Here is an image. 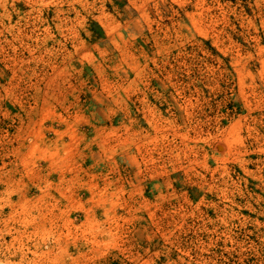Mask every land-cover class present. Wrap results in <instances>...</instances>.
Wrapping results in <instances>:
<instances>
[{
  "label": "rangeland",
  "instance_id": "1",
  "mask_svg": "<svg viewBox=\"0 0 264 264\" xmlns=\"http://www.w3.org/2000/svg\"><path fill=\"white\" fill-rule=\"evenodd\" d=\"M56 99L65 126L156 113L144 174L177 183L154 245L90 242L88 171L40 119ZM148 259L264 264V0H0V264Z\"/></svg>",
  "mask_w": 264,
  "mask_h": 264
},
{
  "label": "crops",
  "instance_id": "2",
  "mask_svg": "<svg viewBox=\"0 0 264 264\" xmlns=\"http://www.w3.org/2000/svg\"><path fill=\"white\" fill-rule=\"evenodd\" d=\"M55 102L51 112L41 113L40 119L43 123L50 118L59 122V160L67 167L80 164L88 171L79 190L94 199L88 209L93 215L90 233L95 234L90 242L104 245L111 255L116 254V247L154 245L158 242L156 228L148 218L172 197L177 183L170 170L160 176L144 174L141 158L149 155L146 147L154 143L159 131L156 113H131L129 106L126 113H87L74 106L72 113L78 118L74 116L75 120L65 126V113H59L61 101ZM66 178L64 174L63 181H68ZM83 208L87 211V206ZM139 256L132 260L143 259ZM147 262L160 264L154 259Z\"/></svg>",
  "mask_w": 264,
  "mask_h": 264
}]
</instances>
